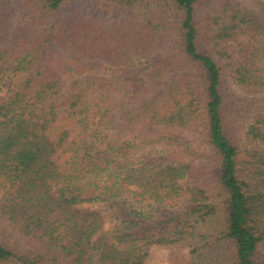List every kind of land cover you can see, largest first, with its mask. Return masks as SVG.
Segmentation results:
<instances>
[{
    "label": "trees",
    "instance_id": "trees-1",
    "mask_svg": "<svg viewBox=\"0 0 264 264\" xmlns=\"http://www.w3.org/2000/svg\"><path fill=\"white\" fill-rule=\"evenodd\" d=\"M85 1L0 0V264H264V2Z\"/></svg>",
    "mask_w": 264,
    "mask_h": 264
},
{
    "label": "rangeland",
    "instance_id": "rangeland-1",
    "mask_svg": "<svg viewBox=\"0 0 264 264\" xmlns=\"http://www.w3.org/2000/svg\"><path fill=\"white\" fill-rule=\"evenodd\" d=\"M94 0H87L85 1V4L92 3ZM242 3L254 6L258 2H264V0H239ZM73 4V3H72ZM71 4V5H72ZM210 4V1H207L205 5L208 7ZM98 63V64H95ZM94 63L95 66L99 67L100 72H105L107 74V77L109 78H115L112 76H118L120 78V84L128 83L130 81V76L128 75L129 67L126 65L121 66H112L105 61H96ZM242 96L246 95L245 93L239 92ZM4 91L0 92V98L3 96ZM179 95L177 94V98ZM183 139H180L181 141L184 139L189 140V144H186L187 149L184 150V154L190 159V162L193 165L202 164L203 162L206 163V169L201 171V175H203L206 178H212L213 172L216 170L215 161L211 158V156L204 154V157H199L197 155H194L195 150L197 149V146L201 143V135H200V126L193 130L190 129H184L182 132ZM241 138V139H240ZM239 138V147L241 148V155L240 160L241 163L239 164L241 166H248L250 165V162H254L257 158L264 160V143H254L249 141V139L246 137L244 132H242L241 137ZM203 147V146H202ZM192 148V150L190 149ZM208 156V157H206ZM206 157V158H205ZM90 205L88 203H85L84 206ZM96 205V204H92ZM119 214V212H118ZM117 215H113L111 218L108 216L106 218L105 225L112 226L113 220H116ZM170 226V225H168ZM262 249V248H261ZM258 254V257H260L261 260H264V249H262ZM171 247L169 245H159L155 246L152 249L151 257L149 258V261L146 264H184V262L187 259V256L185 253H183L181 250H174V252L170 256ZM178 257V260L173 259L172 257ZM171 258V259H170ZM173 259V260H172Z\"/></svg>",
    "mask_w": 264,
    "mask_h": 264
}]
</instances>
